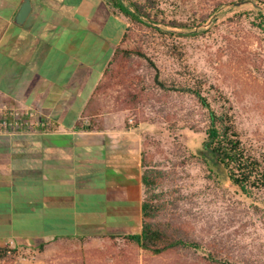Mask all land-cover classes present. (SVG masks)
<instances>
[{"label": "crops", "instance_id": "crops-1", "mask_svg": "<svg viewBox=\"0 0 264 264\" xmlns=\"http://www.w3.org/2000/svg\"><path fill=\"white\" fill-rule=\"evenodd\" d=\"M0 0V103L35 108L48 133L0 134V246L44 264H132L143 230V135L92 102L131 24L106 0ZM23 264H30L26 262Z\"/></svg>", "mask_w": 264, "mask_h": 264}, {"label": "rangeland", "instance_id": "rangeland-1", "mask_svg": "<svg viewBox=\"0 0 264 264\" xmlns=\"http://www.w3.org/2000/svg\"><path fill=\"white\" fill-rule=\"evenodd\" d=\"M160 1L161 16L185 22L195 13L212 11L214 5L213 0ZM227 3L212 14L203 25L204 30L197 34L183 27L158 25L162 29L159 31L142 23L132 24V45H142L162 77L192 80L211 90L213 96H221L234 111L243 141L264 163V37L253 25V19L242 15L243 8L255 4L239 0H227ZM238 3L244 5L242 9L233 8ZM115 93L111 89L96 94L92 102L103 110L124 111L128 119L134 120L131 110H118L114 106ZM173 98L171 106L178 108L195 104L190 99L175 95ZM173 113L168 120L159 118V122H144L139 128L143 149L146 137L151 139L147 149L154 163L159 165L160 175L176 171L175 183L170 180L172 172L165 180L159 176L156 193H166L168 200L179 197L180 208L176 211L171 206L169 211L161 210L157 220L167 223L179 212L186 215L181 220L185 225L181 228L176 221L170 233L198 238L208 251L224 261L264 264V190L256 191L253 197H245L229 184L222 167L215 166L213 172L198 157L204 150L206 133L192 128L171 132L169 125L179 122ZM185 155L190 157L182 162ZM166 157H177L179 165L176 168L167 164L160 166ZM171 189H178V193L168 192ZM1 247L0 264H44L43 250ZM133 254L132 264H213L202 251L180 249L157 255L147 250L141 259L139 249L134 246Z\"/></svg>", "mask_w": 264, "mask_h": 264}, {"label": "trees", "instance_id": "trees-1", "mask_svg": "<svg viewBox=\"0 0 264 264\" xmlns=\"http://www.w3.org/2000/svg\"><path fill=\"white\" fill-rule=\"evenodd\" d=\"M106 1L115 13L129 18L131 24L128 26L92 98L95 99L96 94L114 89L116 92L113 97L114 106L118 110H131L135 115L134 120L126 119L127 126L131 129H139L144 122H159V118L168 120L170 114L174 112L173 114L177 115L179 120V125L177 123L169 125V129L173 130H170L171 132L180 128H192L206 133L204 150L198 157L210 166L213 172L216 171L215 166L222 167L226 171L229 184L245 197H253L256 191L264 190V163L251 152L243 141L232 107L228 106L221 96H213L211 90L202 84L194 83L188 79L179 81L162 77L157 64L148 57L142 45H132V24L142 23L159 31L162 29L158 25L183 27L188 29L187 32L197 34L204 30L203 25L209 21L212 14L228 4L227 0H213L212 11L195 13V16L186 22L177 19L167 20L161 16L162 3L160 0ZM239 1L255 4L251 8H243L244 5H240V3L234 5L233 8L245 9L242 15L252 18L253 25L264 37V8L262 7L264 0ZM153 69L154 72H152ZM173 95L182 99H190L195 104L183 105L179 108L176 105L171 106ZM147 108L149 111L146 110ZM149 138L146 137V144L142 150V180L145 191L142 206L143 230L139 234H129L127 237L144 250L152 251L157 255L167 251L184 249L206 252L207 258L213 264H238L232 260L218 259L217 255L210 250L208 251L204 243L198 238L170 233L169 230L173 228L176 221L181 228L185 225L181 220L186 215L178 212L167 223L157 220L158 213L163 209L169 211L168 208L172 206L175 207L174 210H179L180 199L176 197L168 200L166 193H156L159 176L165 180L167 176L171 177L172 172V179L170 180L175 183L176 171L174 174L173 171H165L163 175H160L159 165L154 163V157L147 149L151 142ZM189 155H185L182 162H186L190 157ZM165 164L170 165V168L172 166L176 168L179 161H177V157H171V159L166 157L160 162V166ZM165 166L164 168H167ZM168 192L177 194L178 189H171ZM6 247L10 248L9 246ZM0 248L3 247L0 246Z\"/></svg>", "mask_w": 264, "mask_h": 264}, {"label": "built area", "instance_id": "built-area-1", "mask_svg": "<svg viewBox=\"0 0 264 264\" xmlns=\"http://www.w3.org/2000/svg\"><path fill=\"white\" fill-rule=\"evenodd\" d=\"M57 129L56 121L41 115L35 108H23L10 103H0L1 135L48 133Z\"/></svg>", "mask_w": 264, "mask_h": 264}, {"label": "water", "instance_id": "water-1", "mask_svg": "<svg viewBox=\"0 0 264 264\" xmlns=\"http://www.w3.org/2000/svg\"><path fill=\"white\" fill-rule=\"evenodd\" d=\"M238 4H240V3H238ZM30 9H31V4H30V1L28 0L24 4V6L22 7V9H21V12H20V14L18 16V22H23L26 19L27 15H28V13L30 11Z\"/></svg>", "mask_w": 264, "mask_h": 264}]
</instances>
